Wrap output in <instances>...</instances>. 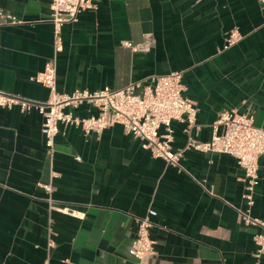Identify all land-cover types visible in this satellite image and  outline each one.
<instances>
[{
    "label": "crops",
    "instance_id": "1",
    "mask_svg": "<svg viewBox=\"0 0 264 264\" xmlns=\"http://www.w3.org/2000/svg\"><path fill=\"white\" fill-rule=\"evenodd\" d=\"M50 0H0L19 22L0 26V90L44 101L35 81L53 57ZM62 27L56 88L70 93L182 71L195 125L173 120V149L206 141L224 109L264 127V7L261 0H92ZM236 28L241 38L223 48ZM130 42L131 47L124 46ZM71 110L97 113L83 102ZM35 109L0 107V264H138L128 247L149 209L155 251L145 264H264L238 210L243 171L225 153L185 149L179 166L152 156L115 124L100 134L59 124L49 157ZM55 177L51 178V173ZM250 213L264 220V154ZM51 182L48 193L42 184ZM51 198L52 201H49ZM66 208V210H62ZM48 239L53 246H48Z\"/></svg>",
    "mask_w": 264,
    "mask_h": 264
},
{
    "label": "built area",
    "instance_id": "2",
    "mask_svg": "<svg viewBox=\"0 0 264 264\" xmlns=\"http://www.w3.org/2000/svg\"><path fill=\"white\" fill-rule=\"evenodd\" d=\"M264 7V0H261ZM51 22L53 26V57L45 63L44 69L35 76V81L44 85L49 93L44 101L31 100L18 94L0 90V107H18L21 112L37 110L43 117L41 133L44 137L46 152L52 157L55 136L59 124L80 127L84 134H100L104 129L115 124L121 125L124 131L142 141L144 148L152 156L164 159L168 164L179 166L178 159L185 149L201 152L225 153L235 158L242 168L244 191L242 198L245 209L238 210L247 224L261 227L254 234V256L260 258L264 253V220L250 213L254 203V189L259 184V157L264 154V127L254 124L253 117L239 113L235 109H224L212 124V135L206 141L188 137L182 148L173 149V130L171 122L178 120L186 124V129L195 125L196 104L183 94L182 71L172 70L163 75H154L145 84L130 82L121 88L105 87L88 91L75 89L70 93L59 92L56 88V56L63 48L62 27L75 22L78 13L93 6L92 0H50ZM19 20L0 8V26L15 24ZM241 38L236 28L231 29L224 38L223 48L232 46ZM131 47L130 42H124ZM83 102L91 103L97 113L80 117L65 110L66 107H77ZM55 173H51V178ZM50 193L51 182L42 184ZM49 201H52L49 198ZM66 210V208H62ZM156 215L149 209L143 217L136 218L135 236L128 247L130 256L138 264H145L155 251V241L150 237L151 216ZM54 242L48 239V246Z\"/></svg>",
    "mask_w": 264,
    "mask_h": 264
}]
</instances>
